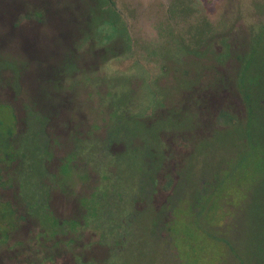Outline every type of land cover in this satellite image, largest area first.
Segmentation results:
<instances>
[{
  "label": "rangeland",
  "instance_id": "obj_1",
  "mask_svg": "<svg viewBox=\"0 0 264 264\" xmlns=\"http://www.w3.org/2000/svg\"><path fill=\"white\" fill-rule=\"evenodd\" d=\"M114 1L115 8L104 10L97 6L91 14L86 28L91 42L85 40L82 13L78 11H82L84 0L77 4L76 0H58L56 5L51 4L47 19L57 23V18L51 17L56 9L69 7L71 13L78 11L72 35L74 52L87 54L89 68L97 70L95 74L104 80L101 90L117 91L122 105L132 98L134 105H140L139 112H149L148 105L146 108L143 104L150 99V84L157 87L160 98L168 104L164 115L158 113L162 118L153 120L154 125L147 126V119L135 122L136 127L132 122L127 124L130 131L123 140L128 149L121 154L125 161L119 172L125 185L134 188L139 177L146 192L153 187V178L143 175L138 166L146 164L147 172H155L160 157H149V147L160 148L157 135L161 131L171 138V150L176 144L180 151L179 177L175 176L173 188L165 189V178L161 176L155 208L141 201L135 204L146 207L135 214L131 237L122 244L119 260L122 264H264V0ZM12 2L0 0V51L10 49L9 67L17 70L22 67L21 50L14 46L17 34H7L6 28H12V22L18 19L9 8L4 9ZM21 18L17 23L21 30L36 26L53 29ZM115 22L118 26L112 27ZM77 24H81L80 28ZM58 26L59 32L67 24ZM98 32L103 37L113 32V43L117 44L111 46L114 52L125 42L120 39L122 33L124 37L129 34L127 38L134 39V51L121 59L101 61L109 45L100 44ZM9 36L13 41L5 48L3 42ZM224 37L231 42L234 38L245 39L249 46L245 77L232 80L233 84L242 83L244 91H237L250 100L253 108L238 123L219 128L199 121L191 89L200 83L207 64L216 60L213 51L223 50L220 41ZM46 44L49 47L51 40L47 39ZM254 45L256 51L252 52ZM234 46L240 48L242 44ZM0 62L4 63L2 59ZM210 65H216V61ZM165 67L168 73L162 74ZM208 78L203 77L201 83ZM234 105H240L235 97ZM137 133L139 138L134 137ZM137 146L143 155L132 153ZM204 187L210 189L200 193ZM166 199L174 201L176 207L168 209ZM68 257L62 252V264Z\"/></svg>",
  "mask_w": 264,
  "mask_h": 264
},
{
  "label": "flooded vegetation",
  "instance_id": "obj_2",
  "mask_svg": "<svg viewBox=\"0 0 264 264\" xmlns=\"http://www.w3.org/2000/svg\"><path fill=\"white\" fill-rule=\"evenodd\" d=\"M66 24L59 32L58 23H51L52 30L36 26L18 30L16 37L13 33L21 50L22 67L17 70L9 67L11 55L6 48L13 40L9 36L3 42L0 264H62V252L69 256L66 264H122V244L131 237L135 214L147 205L155 208L161 176L165 189L173 188L175 176L179 177L180 151L176 144L171 150V138L161 131L157 135L160 148L149 147V157H160L155 172H147L146 164L138 166L143 175L153 178V187L146 192L139 177L134 188L125 185L119 172L125 161L121 154L128 149L123 140L130 131L127 124L132 122L136 127L135 122L147 119V126H151L155 118H162L168 104L151 84L147 86L150 99L143 104L149 112H139L140 105H134L132 98L122 105L117 91L101 90L103 78L89 68L87 54L74 52L73 27ZM11 29L6 28V32L12 36ZM59 36L66 43L59 44ZM47 39L51 40L50 48ZM245 42L224 37L220 41L223 50L213 51L216 65L211 66L210 61L200 83L191 89L199 121L218 124L234 114L238 92L233 84L235 63L241 65L235 59L234 44L247 45ZM134 48L131 36L127 55ZM162 70V74L168 73L166 67ZM207 76L206 83H201ZM134 137L139 138V133ZM132 153L142 154V149L137 146ZM209 189L204 187L200 193ZM139 201L146 206L135 207ZM166 201L168 209L176 207L174 201Z\"/></svg>",
  "mask_w": 264,
  "mask_h": 264
},
{
  "label": "trees",
  "instance_id": "obj_3",
  "mask_svg": "<svg viewBox=\"0 0 264 264\" xmlns=\"http://www.w3.org/2000/svg\"><path fill=\"white\" fill-rule=\"evenodd\" d=\"M77 1L81 2V0H76V4H77ZM4 2H5V0H4ZM101 2H102V0H84L85 5L82 6V11L78 10L79 12L82 13V20H83L82 26L85 28L84 34H85V38H86L85 40L86 41L91 42L92 36L90 35V33H88V34L86 33V28H87V22H90V20H91V14H93V12H95L94 11L95 7H97V6L101 7L104 10H107L111 7L115 8V1L114 0H104L103 4ZM55 3L57 4L58 0H14V2H12L9 7L5 6L4 9L9 8V10L11 11L10 14L13 17L14 16L17 17L18 20H19V17L21 16V17H23L21 19H27L29 21H33L35 23V26H36V24H43V23H44V25L49 26V25H51V23L48 22L47 15H48V13L51 12V10H50L51 4L56 5ZM92 7H94V8H92ZM78 11L76 13H74V10H73V12L71 13L69 7H67L66 9H56V11H53L55 13V15H52L51 17L57 18L58 24L70 23V25L74 28V25H75L74 21H75V19H77L79 17ZM3 13H4V11H3ZM18 20H14L12 22V25H13V27L11 29L12 33H17L18 28L20 30V27L17 26ZM108 22H109V19H108ZM77 25L80 28L81 24L80 25L77 24ZM114 26H118V23L115 22V24L112 27H114ZM124 27H126V26H124ZM127 28L129 29L128 24H127ZM123 34L124 33H122V36H121L122 38H120V39L122 42H124L123 41V39H124L125 42L122 43L123 45L120 46V48L114 52L113 50H111V46L112 47L117 46V44L113 43L114 38H115L113 32L110 34L105 33L104 37H103L101 32L97 33L98 38H100V44L101 45H104V44L109 45L106 48L103 47L105 49L103 50L104 52H103L102 56L100 57L104 62H107L108 60H110L112 58H117V57H120L122 55H127L128 53L131 52V36L129 39V38H127V37H129V34H127L125 37L123 36ZM72 35H73V33H72ZM101 36L103 37L102 39H101ZM62 43H66V42H64V40L61 38V36H59V44H62ZM14 46H15V48L20 47L19 44H15ZM245 47H248V45L245 44V45H242L240 48H237V47L234 48V55L236 57L235 59H236V61L238 60L241 64V65H238L236 62L237 66L235 65L236 78H238L240 80H243V78L245 77V71L248 68V66H246L245 62L247 59L246 58V52L249 49L245 48ZM225 49H226L225 51L227 53L230 52L228 45H227V47H225ZM251 51L252 52L256 51L255 45L252 46ZM2 52H4V51H0V54ZM95 71H97V70H95ZM93 74L94 73H92V75ZM236 89L238 91L240 89V92L244 91L242 83H237ZM235 99L238 101L239 104H242V106L244 108H241L240 105H239V107L237 105H235V108H234L235 111H234V114H232V117L229 120H225L222 123L219 121L218 124H216L219 128H224L227 126L229 127L231 125H234V124L238 123L239 121H241V119H243V117L246 116L247 112L250 111L252 113L253 106H249L250 100H248V98L244 99L241 97V95L238 92H235ZM238 108H239V110L240 109L241 110H240L239 115H236V110H238ZM210 126H214V125H210ZM214 127H216V126H214ZM102 261L103 260L99 258V263H101Z\"/></svg>",
  "mask_w": 264,
  "mask_h": 264
}]
</instances>
